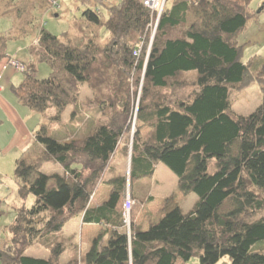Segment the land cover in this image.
Wrapping results in <instances>:
<instances>
[{
	"label": "trees",
	"instance_id": "1",
	"mask_svg": "<svg viewBox=\"0 0 264 264\" xmlns=\"http://www.w3.org/2000/svg\"><path fill=\"white\" fill-rule=\"evenodd\" d=\"M97 1L103 6L88 7L83 16L107 30V42L77 45L42 28L31 52L49 63L50 74L37 77L30 61L12 87L22 105L46 120L36 145L16 159L19 196L35 201L16 210L0 264H185L194 257L198 264L225 257L222 264H264V56L244 62L237 37L258 19L253 0H165L162 8L146 0ZM21 32L0 34V62L9 57V39ZM192 71L196 92L163 93ZM252 83L261 87V105L249 115L233 113L232 89ZM82 84L93 90L100 120L82 137L50 135L49 125L77 105ZM143 127L150 129L145 135ZM119 151L131 154L129 175L107 179ZM49 162L63 172L44 171ZM161 162L177 175L179 190L198 201L186 212L171 194L163 216L146 230L136 224L137 206L129 232L122 212L128 185L152 177ZM105 183L110 199L89 207ZM82 213L85 222L103 225L82 257L62 263L63 241L49 246L47 258L27 254Z\"/></svg>",
	"mask_w": 264,
	"mask_h": 264
},
{
	"label": "rangeland",
	"instance_id": "2",
	"mask_svg": "<svg viewBox=\"0 0 264 264\" xmlns=\"http://www.w3.org/2000/svg\"><path fill=\"white\" fill-rule=\"evenodd\" d=\"M90 1L91 0H86L85 2L82 0H55V2H53L51 0L50 2V0H0V34L6 33L10 30L14 31L15 28L24 32L23 34L21 32L22 35L20 34L19 37L16 36L15 38L11 37L9 39L7 44L9 57L0 63H6L9 58H16L24 64L33 61L36 63L37 67L36 76L39 78L47 77L51 72L49 63L40 61L31 52V47L37 43V39L42 28L62 38L66 35L71 38V41L74 44L77 45H84L90 38H94L100 45L105 44L110 36L107 30L104 27L89 24L86 22V19H84L83 11L86 8L90 7L94 9V7L99 8L103 6V4L97 0H92V3ZM117 1L118 0H104L106 6L114 4ZM158 1L160 3L158 2L156 6L151 5V2L150 5L153 8H157L158 6L161 7L164 0ZM252 6L259 13L257 15L258 19L256 21L253 20L251 24L252 26H257L261 29L260 26L264 25V8L262 9L264 6V0H253ZM245 33L246 31L237 36L239 43L244 41L243 36ZM257 33H261V30H257ZM259 37L262 39L261 36ZM243 45L245 46L246 44L243 43ZM246 58L247 55H245V59ZM6 75L12 77L11 81L13 83H18V81L24 79V72L11 66L9 67V71ZM196 78L197 74L195 71L186 72L173 80L171 82L172 86L164 89L163 93L170 98L189 97L199 88L196 84ZM10 91L12 90L10 89ZM12 92L14 93V91ZM93 98V90L87 84H82L80 86V97L77 105H70V109H68L69 115H67V112L65 111L63 113L64 116L62 115V119L59 123L49 125L50 135L61 137L68 133L69 130H74V127H80V132L78 134H71V138L82 137L91 127V124L93 122V124H95L101 118V115L97 112V105L93 103ZM230 100L231 111L233 113L249 115L261 105L263 101V92L258 83H252L249 86L232 89ZM74 108L76 112L72 113L70 110H74ZM33 112L35 114V118H45L44 114L37 113L35 111ZM52 113L53 110H49L47 112L49 115ZM9 122L10 119H8L5 114L0 113L1 143H4V139L9 137V128L7 127ZM149 130L150 129L148 127H143L142 134H147ZM126 137L129 138V136ZM3 150V147H0V208L3 210V214L0 217V245H3L10 239L9 228L14 221L16 210L23 206L31 207L35 201L34 195H30L25 199H22L19 196L18 186L14 175L16 160L12 158L11 155L4 153ZM160 164L161 165L157 169L156 176L161 180V191L160 189H157L155 193L157 195H161V200L159 201L157 199L154 204H151V206L155 207V211L159 212L161 210L162 213L167 197L172 194L174 195L175 200L178 203L181 201L185 208L188 209L192 207L194 204L193 198L198 199V196L194 193H192L190 197L188 195L185 196L182 193H180V195H176L177 193H171L162 198L166 192L173 191V189L179 187L177 175L164 163L161 162ZM58 166L60 165L54 162H49L44 164L43 170L47 172L49 171V173L56 172L57 169L59 170L60 168ZM125 175H128V171ZM128 198L132 201V208L130 209L131 218L129 221H126L127 223H125V228L130 232L134 209L137 208V206L139 207L137 215L138 218L141 211L146 208V205L148 203L150 204L151 199L146 198L139 203V200L133 196L131 184L129 183L122 212L125 211L124 204ZM79 236L80 234L77 232L78 243ZM51 240L53 244L59 241L57 239L55 240L54 237H52ZM62 241L65 242L67 248L66 241ZM41 245L43 246V244ZM38 246L39 245L35 244L32 245V247L28 249L27 253L30 255H40V257H42L41 255L44 254V247ZM82 255H84V252H77L76 254L78 257H82ZM198 261V258L194 257L191 261L185 264H198ZM224 261H229V258L225 257L224 260L221 261V264Z\"/></svg>",
	"mask_w": 264,
	"mask_h": 264
},
{
	"label": "crops",
	"instance_id": "3",
	"mask_svg": "<svg viewBox=\"0 0 264 264\" xmlns=\"http://www.w3.org/2000/svg\"><path fill=\"white\" fill-rule=\"evenodd\" d=\"M263 8L264 6L262 7V9ZM260 27L261 29L257 26H252V24H250V26L246 30V33L243 36L244 41L242 42L240 41L241 42L240 44L243 43L246 44L244 47V54H243L244 62H248L250 59L255 57L264 56L263 53L264 25L263 26L261 25ZM257 30H261V33H257ZM259 36H261L262 39ZM245 55H247L246 59H245ZM0 64H1L0 65V72H1L4 62ZM8 71H9V67L2 72L1 84L3 86V91L0 95V113L5 114V116L8 119H10V122L7 126L9 128L8 130L9 137L4 139L5 140L4 143L0 142V147H3L4 153L11 155L12 158L16 160L19 157H21L23 154L30 151V149L33 148L34 145H36L35 132L37 131L40 124L45 119H43L42 117L38 119L35 118L34 112L29 110L28 107L22 105L17 100V96L15 95V93L12 92L13 91L12 87L19 85L23 80L18 81V83H13L11 81L12 77L6 75ZM8 89L9 91L10 89L12 91L9 92ZM68 109H70V106L67 107V109L65 110L67 112V115H69ZM70 111L72 113L76 112L75 108L74 110H70ZM80 130H81L80 127L79 128L74 127V130L72 131L69 130L68 133L64 134L60 138L69 139L71 137V134H78ZM40 148L41 147L39 146V149ZM160 165H161L160 163H157L155 167V172L152 177L138 180L133 184V186H131V191L132 194H134V196L140 198L141 200H145L146 198L151 199L150 204L148 203L146 205V208L141 211L139 217L137 218V225L143 230L148 229L153 222L158 221L163 216V212L161 213V210L157 212L155 211V207L151 206V204H154L157 199L159 201L161 200V195H157L155 193L157 189H160L161 191V180L156 176L157 169ZM130 166H131V154L124 156L122 152L119 151L113 159V168L111 170H108L106 174V178L109 179L116 174H126L127 171L129 175ZM58 167L60 168L59 170L57 169V171L63 172L61 166ZM111 190H112L111 185L106 183L101 185L98 188V190L94 193L93 197L91 198L89 207L98 208L104 205L110 199ZM171 193H177L176 195H180V193L182 192L179 190V188H175L173 189V191L166 192L162 198H164L165 196ZM188 196L190 197L191 194ZM193 199H194V204L192 207L188 209L182 205L181 201L179 202L186 212L191 211L194 208L195 204L197 203L198 199L196 198ZM102 226L103 225L101 223L85 222L84 214L82 213L70 219L64 225L63 229L60 232L50 234L49 235L50 239L46 241V243L40 242L42 240H39L34 244L39 245L38 247H44V251L42 250L44 254L41 255L42 256L41 258H47L50 255L49 246L53 244L51 238L54 237L55 240L57 239L59 241L65 240L67 243V248L61 256V262L66 263L70 259L74 258L77 252L86 253V251L92 245L94 238L101 231ZM77 232H79L80 234L79 243L77 240ZM41 244H43V246ZM32 256L40 257V255L39 256L32 255Z\"/></svg>",
	"mask_w": 264,
	"mask_h": 264
},
{
	"label": "built area",
	"instance_id": "4",
	"mask_svg": "<svg viewBox=\"0 0 264 264\" xmlns=\"http://www.w3.org/2000/svg\"><path fill=\"white\" fill-rule=\"evenodd\" d=\"M152 0H146V4L147 5H149V6H151L150 5V2H151ZM165 1V0H164ZM164 1H163V3H162V5H161V8H162V6H163V4H164ZM159 2V1H158ZM152 7V6H151ZM153 8V7H152ZM14 67V68H16L17 70H21V71H23L24 70V68H25V66H24V63H22L21 61H19V60H17V59H15V58H9L8 60H7V62L6 63H4L3 64V66H2V69H1V72H0V95H1V93H2V91H3V86H2V84H1V80H2V72L3 71H5L8 67ZM131 204H132V201H131V199L130 198H128V200H126V202H125V204H124V208H125V211L123 212V218H124V221H125V223H127L126 221H129L130 220V209L132 208L131 207Z\"/></svg>",
	"mask_w": 264,
	"mask_h": 264
},
{
	"label": "bare ground",
	"instance_id": "5",
	"mask_svg": "<svg viewBox=\"0 0 264 264\" xmlns=\"http://www.w3.org/2000/svg\"><path fill=\"white\" fill-rule=\"evenodd\" d=\"M157 3H158V0H152V1H151V5H153V6H156Z\"/></svg>",
	"mask_w": 264,
	"mask_h": 264
}]
</instances>
